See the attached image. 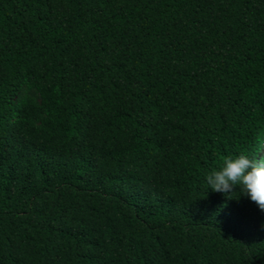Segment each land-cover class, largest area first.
<instances>
[{
	"label": "trees",
	"instance_id": "trees-1",
	"mask_svg": "<svg viewBox=\"0 0 264 264\" xmlns=\"http://www.w3.org/2000/svg\"><path fill=\"white\" fill-rule=\"evenodd\" d=\"M264 0H0V264H264Z\"/></svg>",
	"mask_w": 264,
	"mask_h": 264
},
{
	"label": "clouds",
	"instance_id": "clouds-1",
	"mask_svg": "<svg viewBox=\"0 0 264 264\" xmlns=\"http://www.w3.org/2000/svg\"><path fill=\"white\" fill-rule=\"evenodd\" d=\"M204 183L213 192L231 193L238 186L242 195L264 211V162L245 154L225 157L222 164L204 176Z\"/></svg>",
	"mask_w": 264,
	"mask_h": 264
}]
</instances>
